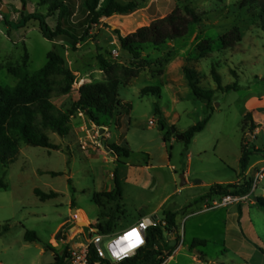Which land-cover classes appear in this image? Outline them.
Returning <instances> with one entry per match:
<instances>
[{"label":"rangeland","instance_id":"374dc122","mask_svg":"<svg viewBox=\"0 0 264 264\" xmlns=\"http://www.w3.org/2000/svg\"><path fill=\"white\" fill-rule=\"evenodd\" d=\"M119 1L139 2L140 9L132 16L103 19L91 30L92 37L87 43L73 46V40L67 36H59L54 41L45 39L34 20L24 28L16 27L29 15L43 14L49 26L56 28L57 15H48V7L41 5V0H26L25 4L22 0H0L9 9L8 14L0 11L3 14L0 87L17 86L18 79L8 69L18 67L26 52L30 56L27 68L30 74L46 65L50 51L66 59L76 82L70 95H55L53 102L68 111L78 100L82 85L89 80H103L104 76L106 80L105 73H100L99 54L120 67L138 72L130 85L119 86L120 113L107 126L98 127L85 114L77 112L70 116L69 136L62 138L49 132L51 142L59 145L60 150L22 143L17 160L7 166L0 165V183L8 187L0 189V227L9 226V232L0 236V264H55V256L63 254L83 227L90 225L95 229L112 218L114 238L135 226L168 196L158 217L162 218L164 211L178 212L181 222L185 205L208 192V186L203 185L237 179L235 170L243 144L250 151L255 147L264 151V133L250 140L245 135L254 136V132L249 128L244 130L249 107L257 104L264 107V29L260 8L253 2L243 4V0ZM80 5L81 0H77L78 16L71 18L75 22L83 19ZM186 6L196 11L201 24L191 25L186 37L170 41L161 52L150 50L135 60L119 45L117 30L126 37L168 16L176 8L184 11ZM234 29L239 30L242 40L225 48L221 37ZM203 41L209 42L205 51L199 49ZM185 67L196 70L202 89L214 91L211 105L195 97L185 78ZM214 68L224 87L237 84L238 88L229 92L218 90L212 74ZM146 87H159L160 95L143 96L141 91ZM157 108L161 113H157ZM206 119L209 120L206 128L190 145L177 139V135H183ZM161 125L165 126L163 130ZM97 130H100L98 142H104L103 148L96 144ZM165 137H169L166 142ZM124 142L130 148L128 158L106 150ZM117 169L124 179L123 198L111 204L103 201L105 206L100 207L93 198L114 189L113 174ZM188 169L190 184L182 186L181 177ZM196 180L197 186H191ZM263 184L264 180L258 184L256 194ZM35 189L45 193L54 191L59 196L41 201ZM213 205L214 202L209 203ZM211 219L204 215L188 224V231L193 226H201L195 233L205 238L207 245H197L189 251L185 248L167 264H211L218 259L231 264L227 261L226 248L215 238L211 240L217 228H213ZM76 221L84 225H77ZM28 231L36 233V242L25 240ZM84 232L85 236H91L90 227L84 228ZM189 233L185 247L191 241ZM164 234H167L165 229ZM197 251L205 256L197 255Z\"/></svg>","mask_w":264,"mask_h":264},{"label":"trees","instance_id":"16d2710c","mask_svg":"<svg viewBox=\"0 0 264 264\" xmlns=\"http://www.w3.org/2000/svg\"><path fill=\"white\" fill-rule=\"evenodd\" d=\"M25 4L26 0H22ZM190 2L192 0H183ZM253 2L260 8L261 25L264 29V0H243V4ZM41 5L48 7V15H57V25L53 29L47 23V17L43 14H32L23 18L16 26L18 29L24 28L27 23L34 20L39 23L40 30L45 39L54 41L59 36H67L73 40V46L80 43H87L91 39V30L99 26L105 18L114 15L129 16L140 9V3L129 1L127 3L119 0H81L80 9L83 19L79 22L71 20L77 17V0H41ZM7 17V15H5ZM201 19L196 11L189 6L185 10L174 9L168 16L154 20L149 26L142 27L124 37L117 30V40L121 48L128 52L135 60L142 58L144 52L153 50L161 52L167 47L170 41L182 39L187 36L191 25H200ZM242 40V35L238 29L221 37L225 48L234 46ZM209 42L203 41L199 44V49L205 51ZM30 56L26 52L22 63L14 68L8 69L9 73L18 79V84L14 88L0 87V165L7 166L14 163L19 154L22 143L34 147H43L49 150H60L59 145L51 142L49 132L65 138L71 133L70 116L77 112L85 114L98 127H105L110 119L119 116L121 101L119 86L130 85L138 77V72L128 67H120L116 63L108 60L104 55H98L99 68L106 75L104 81H92L86 83L78 90L79 98L73 104L71 110L59 108L54 102L55 95H70L73 85L76 82L75 73L67 66L66 59L56 51L47 54L46 65L34 74L28 72ZM185 78L189 87L197 99L205 100L211 105L214 91L204 90L199 86V77L195 69L185 67ZM214 80L218 84V90L232 91L238 88L237 84L224 87L215 68L212 70ZM143 96L150 94L160 95L159 87H146L141 91ZM131 107H128L130 110ZM157 113L161 110L157 108ZM209 120H203L197 125L183 133V141L190 145L195 136L206 128ZM165 128V126H163ZM253 121V114L248 112L244 117V130L249 128L252 132L257 129ZM163 128V129H164ZM171 133H169V136ZM165 137L164 141H168ZM114 155L128 158L130 148L126 142L110 146ZM254 153H264L263 150L250 151L243 144L241 155V166L243 170L248 167L249 158ZM54 176L61 174L53 173ZM114 189L108 193L96 194L94 201L100 207H104L103 201L107 204L117 203L123 198V182L120 178L119 170L114 174ZM4 182L0 183V189H7ZM252 188V180H247L243 185H214L211 187L208 196L217 195L223 197L228 194L246 195ZM35 195L41 201L57 198V192L45 193L39 189L34 190ZM257 202L264 209V198H257ZM74 205V203H72ZM119 209V206L117 205ZM167 226L166 232H173L177 227V214L172 211H164ZM112 218L109 222L98 224L95 229L101 233L109 235L112 231ZM164 229L152 228L148 232L147 245L140 250L133 258H128L122 262L114 263L103 261V264H164L170 258L175 248L166 242ZM9 232V226L0 227V236ZM25 240L36 242L38 240L35 232L28 231ZM205 241H195L191 249L197 245H205ZM49 249H52L51 247ZM167 251L164 256L163 250ZM68 246L63 250L62 255L55 256V264H63L68 256ZM95 252H92L91 262L97 261Z\"/></svg>","mask_w":264,"mask_h":264},{"label":"crops","instance_id":"0c3cea01","mask_svg":"<svg viewBox=\"0 0 264 264\" xmlns=\"http://www.w3.org/2000/svg\"><path fill=\"white\" fill-rule=\"evenodd\" d=\"M114 16H121V15H114ZM132 16V15H131ZM124 17V16H121ZM128 17V16H127ZM101 75L103 74V71H100ZM100 75V76H101ZM99 76V77H100ZM102 77V76H101ZM98 80V81H104ZM91 80L87 81V83H90ZM262 111V112H260ZM253 114V121L258 126L257 129L254 131L257 135H260L264 133V107L260 105L250 106L249 111ZM172 140L174 138L172 137ZM256 150H260V147H255ZM264 166V153H257L255 155H251L249 158V164L248 167L243 170L241 166V155L239 156L237 160V170H235V174L237 176V179H234L232 181H213L214 183H210L208 185V192L205 195H201L196 199L195 201H189L187 205H185L184 210L185 214L180 222V215L178 212H174L177 214V227L173 232H170L165 234V240L166 242H170V244H174L172 248H175L173 251V254L170 258H168L164 264H167L170 262V260L173 258V256L178 254L183 249L194 250L191 249V246L195 241H205L207 245V240L202 237V239L195 233V231H198L201 229V226L199 227H191L190 231H188V224L191 223L194 219H198L204 215L210 216L211 223L213 228L217 227L215 229V234H211V240L215 238V241L217 240V243L222 244L227 251V255H229L228 260L231 262V264H264V209L259 205L257 202V198L263 197L264 198V184L261 187L260 193L253 196V202L251 203H244V204H238V205H231L228 207H222V208H211L209 206L210 202H215L218 199H220V196L212 195L211 197L208 196V193L212 186L214 185H243L247 180H253L255 179V176L257 172ZM120 173V171H119ZM184 179H185V185L190 184V176L191 172L188 169L184 172ZM121 180H124L121 177ZM197 181L191 186L196 187ZM183 186V185H182ZM258 190V189H257ZM169 199V196L166 197L160 205L152 210L148 215L144 216L143 218L148 217H158L159 211L164 209L165 204L167 203V200ZM77 210H74L73 213H76ZM79 212V211H78ZM163 217H165L163 213ZM142 218V219H143ZM77 225L80 224L78 221L75 222ZM184 223V228H182V225ZM180 226V228H179ZM83 227L81 230H84ZM164 229V228H163ZM219 230V232H218ZM190 232V233H189ZM190 234V244L188 246H184L183 244L187 241V234ZM217 233V234H216ZM115 233L111 231L109 235H106L108 237H112ZM169 237V239L167 238ZM214 240V239H213ZM164 256L167 255V251L164 249L162 251ZM197 255H203V253L197 251ZM211 264H224L220 259L211 261Z\"/></svg>","mask_w":264,"mask_h":264},{"label":"built area","instance_id":"2783aa9c","mask_svg":"<svg viewBox=\"0 0 264 264\" xmlns=\"http://www.w3.org/2000/svg\"><path fill=\"white\" fill-rule=\"evenodd\" d=\"M0 19H3V14H0ZM117 57V51L113 52ZM154 125V123L152 122ZM99 131L97 130V136H95L96 144L98 147L104 146V142H98ZM247 139H255L254 136L246 134ZM264 180V166L257 172L255 179L252 182V188L250 192L246 195H236L228 194L220 198V201L214 202L211 208H222L231 205H238L244 203L253 202V196L258 189V184ZM167 226V221L165 217H148L141 219L135 226H132L122 232H120L116 237H111V239L105 243V240L110 238L105 234L101 233L98 229L92 228L90 225L87 227L91 228V236H85L84 230H81L78 235H76L72 241L67 244L68 246V256L65 258L63 264H103V261H111L114 263L122 262L128 258L135 257L140 250L146 247L148 232L152 228H165ZM86 227V228H87ZM136 230L139 233V240L135 235L129 236ZM134 245V246H133ZM95 252L97 261L91 262L92 252Z\"/></svg>","mask_w":264,"mask_h":264},{"label":"water","instance_id":"95a60500","mask_svg":"<svg viewBox=\"0 0 264 264\" xmlns=\"http://www.w3.org/2000/svg\"><path fill=\"white\" fill-rule=\"evenodd\" d=\"M0 11L3 13V14H8L9 13V9L6 7V6H4L3 4H2V2H0ZM160 128L163 130V125H161L160 126ZM104 129L103 128H101V133H104ZM173 132H175V130H173ZM183 138H184V136L183 135H177V139H179V140H183ZM106 150L107 151H109V152H111V149L109 148V147H106ZM182 178V185L184 186L185 185V179H184V176H182L181 177ZM80 224H82V225H84V223H80ZM170 246L171 247H173L174 246V244H170Z\"/></svg>","mask_w":264,"mask_h":264},{"label":"snow or ice","instance_id":"6c2138e0","mask_svg":"<svg viewBox=\"0 0 264 264\" xmlns=\"http://www.w3.org/2000/svg\"><path fill=\"white\" fill-rule=\"evenodd\" d=\"M135 235L139 240V233L136 230H133V233H130L129 236ZM134 246V245H133Z\"/></svg>","mask_w":264,"mask_h":264},{"label":"bare ground","instance_id":"6f19581e","mask_svg":"<svg viewBox=\"0 0 264 264\" xmlns=\"http://www.w3.org/2000/svg\"><path fill=\"white\" fill-rule=\"evenodd\" d=\"M79 220H81V218H78ZM82 221V220H81Z\"/></svg>","mask_w":264,"mask_h":264}]
</instances>
